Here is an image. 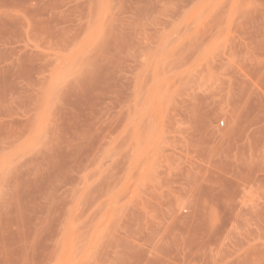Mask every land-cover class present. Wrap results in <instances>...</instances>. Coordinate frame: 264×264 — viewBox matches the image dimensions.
Segmentation results:
<instances>
[{
  "label": "rangeland",
  "instance_id": "1",
  "mask_svg": "<svg viewBox=\"0 0 264 264\" xmlns=\"http://www.w3.org/2000/svg\"><path fill=\"white\" fill-rule=\"evenodd\" d=\"M0 264H264V0H0Z\"/></svg>",
  "mask_w": 264,
  "mask_h": 264
}]
</instances>
